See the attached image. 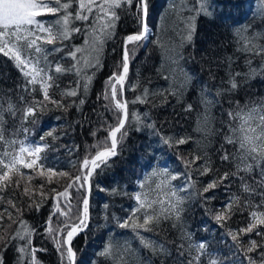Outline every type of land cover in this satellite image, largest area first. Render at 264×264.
Masks as SVG:
<instances>
[{"label":"trees","instance_id":"1","mask_svg":"<svg viewBox=\"0 0 264 264\" xmlns=\"http://www.w3.org/2000/svg\"><path fill=\"white\" fill-rule=\"evenodd\" d=\"M136 3L115 9L119 19L99 54V65L88 51L77 53L76 59L68 55L76 48L87 49L85 33L90 39L94 14L86 13L88 21L71 19L69 28L80 32L42 45L47 58L34 59L53 77L48 101L40 78L29 83L31 77L16 61L0 53V159L10 162L11 155L5 153L15 155L21 146H43L37 165H17L9 173L10 182H0V264H20L21 257L24 264H31V251H18L25 241L15 238L17 231L24 234L25 226L36 249V264H62L56 241L62 243L65 225L70 229L80 220L86 194V184L81 187L74 177L83 179L86 174L85 158L90 162L98 151L111 147L109 130L118 123L120 113L107 82L121 71L124 38L142 30ZM205 6L206 11H195L199 0H148L146 20L154 35L146 46L143 40L139 46L129 45L133 51L124 82L127 135L117 134V154L91 175L86 227L71 241L77 264H212L213 260L249 264L246 256L259 260L264 252V225L251 233L239 231L254 222L252 212H264L261 170L237 173L234 160H222L226 153L237 154L236 146L226 142L238 123L229 113L264 106V53L256 54L264 48V0H205ZM77 9V0H72L69 11L74 14ZM62 14L43 20L54 23ZM190 18H194L191 40L187 39ZM57 64L72 70L56 73ZM70 91L76 95H67ZM118 98L122 100L119 91ZM28 107H35V114L26 116ZM181 138L187 142L176 143ZM196 156L200 159L192 163ZM23 158L36 157L24 153ZM206 166L210 171L205 174ZM4 171L8 169L0 165V175ZM225 173L228 177L221 180ZM214 181L216 187L205 192ZM245 183L253 190L245 192ZM69 184L73 187L67 189L68 195L58 196ZM137 195L152 203V208L136 213L140 223L145 211L160 212L182 198L179 218L169 212V218L162 216L150 226L151 231L138 230L157 251L144 247L131 227L119 226L140 208ZM217 215L224 219L218 221ZM253 240L261 247L247 253ZM200 243L206 245L202 252L197 250ZM107 245H112L113 255H100ZM160 246L163 252L158 251Z\"/></svg>","mask_w":264,"mask_h":264},{"label":"snow or ice","instance_id":"2","mask_svg":"<svg viewBox=\"0 0 264 264\" xmlns=\"http://www.w3.org/2000/svg\"><path fill=\"white\" fill-rule=\"evenodd\" d=\"M72 0L68 2H62V0H0V53H3L5 56H10L16 61L17 67H20L26 77H31L28 81L29 83L35 84L37 78H40L41 87L43 89L44 100H50L48 89L52 87V84L49 81L53 80L52 76H49L43 67H39V59H34L35 55H43L44 59L47 58L46 50L42 45H53L57 40L68 39L71 32H80V28H69L71 19L88 21L89 15L94 14L96 18L95 25H89L92 32L90 34L86 31L85 44L88 46L87 49L76 48L74 52H69L68 55L73 59H76V54L79 52L88 51L95 60V64L99 65V54L103 50V46L107 39H110L112 32L115 28V21L119 19V16L115 9L121 8L124 4H132L133 0H77L78 9L73 14L69 11L71 7ZM200 8L194 9L195 11H206L205 0H199ZM136 6L138 11L142 15L138 16V20L141 24V31L134 34H129L124 38L123 41V55H122V71L119 73H113V76L109 78L107 82L111 86V100L115 102V108L119 110V115L117 116L118 123L116 126L111 127L109 130V138L111 139V147L105 148L104 150L98 151L94 157L91 158V168H88L89 159L85 158L83 161L82 169H86V174L81 176L74 177V180L80 183L81 187L88 183L89 177L92 175L93 170L98 168L101 163H106L109 157L115 156L119 138L117 134H120V138L127 135L125 129L126 122L129 120V113L127 110V101H122L118 99V91L120 95H123L124 92V82L127 78L129 71V58L130 52L133 50L129 49L130 44L139 46V42L146 40L148 36V24L146 22L148 15V0H137ZM96 9V12L93 13V10ZM59 15L54 23L45 24L43 17L48 15L56 16ZM88 13V14H86ZM194 31V18H190L189 21V35L187 39L191 40L192 32ZM43 34V35H41ZM55 51H60L59 48H56ZM264 53V48H261L260 52L256 54ZM87 64L91 65L92 61L85 58ZM72 68H76V65H73ZM25 69H28L25 71ZM72 69H65L61 65L57 64L55 67L56 73H63L65 71H71ZM79 73V69H77ZM46 77V79H45ZM88 80L91 77L87 78ZM112 81H115L114 83ZM79 83V82H78ZM119 85V90L117 88ZM231 87L235 89L237 84L233 82ZM85 90H87V84H84ZM67 95H76L75 91H70ZM105 99H108V95L105 94ZM137 99H140L137 97ZM53 103L59 104L58 101H52ZM84 101L81 100L82 104ZM210 103V101H209ZM43 105L41 104V107ZM11 107V106H10ZM191 106H189V110ZM35 107H28L25 111V115L35 114ZM134 118L139 122L140 117L132 114ZM231 118H234L238 121L236 126L231 130V134L226 137V142L236 146V155L231 156L225 154L222 156V160H229L230 158L236 162L237 173L239 172H254L256 167H259L261 170V181L264 182V106L260 108L251 107L241 109L236 113H229ZM207 118H205V123ZM152 127V125H149ZM50 134V133H49ZM44 138L41 137V140ZM0 140H3L2 134H0ZM187 141L183 138L176 141L178 144H184ZM11 143H15L14 141ZM165 143H170V140H165ZM43 151V146L36 147H24L21 146L19 152L15 155L5 153L6 155H11L10 162H5L0 159V165H3L8 171H4L0 175V182H10L11 177L9 173L16 169L17 165H21L24 168H32L34 165H37V162L40 158L38 155ZM28 153L29 156H35V159L25 160L23 154ZM200 157L196 156L192 163H195L196 160H199ZM242 165V167H241ZM43 167V165H41ZM48 172H52L51 168L47 169ZM210 171L209 167L204 168V173L206 174ZM237 173H232L236 175ZM59 175H66L65 173H59ZM228 173H225L220 179H226ZM173 180L177 179L176 176L172 177ZM243 180V177L241 178ZM18 183V182H17ZM73 184H69L64 192H58V196H67L68 188H72ZM159 187V185H158ZM216 187V182H210L207 187L204 189L205 192H208L210 189ZM244 191L248 192L253 190L250 186L245 183L243 185ZM2 190V189H0ZM28 189H25L27 194ZM175 195V193H173ZM136 200L140 206L139 209H133V215L129 217L128 220H125L119 226L121 228L131 227L136 235L139 237L141 244L146 248H151L153 251H157L155 243L151 240L146 239L141 236L138 230H143L145 232L151 231V225L155 222H158L159 219L163 216L165 219L169 218L167 213H173L177 218H179L180 207L182 203V198H178L175 203L171 204L169 208H162L160 212H155L153 214H148L145 211L144 216L142 217L143 222L140 223L135 217L136 213L140 209H149L152 208V203L147 202L146 198L141 200L140 195L136 196ZM160 203H163L160 201ZM89 201L87 196L83 198V218L79 220L78 224L71 225L70 229L65 225V230H67L66 238H62V243L60 240L56 241L57 250L61 253L62 264L66 260L67 264H77L76 261V252L71 246V241L73 236L86 227V219L88 217ZM62 215L65 213H61ZM251 216L253 218V223H250L247 228L240 229L239 231L244 233H251L259 225H264V212L257 213L252 212ZM216 219L222 220L224 216L217 215ZM51 217L49 219V223ZM23 223V221H21ZM48 231L51 233L52 229L49 227ZM30 234L29 229L25 226L24 234H21L20 231H17V239L25 241V243L18 249L20 253H25L30 250L32 253L31 264H36L35 252L36 249L31 246V241L27 238ZM257 235H261V232H257ZM233 240H237V237L234 235ZM67 245L66 249L63 247ZM206 245L200 243L197 246L198 251H203ZM261 247L256 241H250L249 246L246 248L247 253L254 252L257 248ZM158 251L163 252V246H160ZM103 256L113 255L112 245H107L105 249L100 253ZM249 264H264V252H261L259 260L253 259L252 256L245 257ZM20 264H24L23 257H21ZM191 264V262H190ZM212 264H216V261L213 260Z\"/></svg>","mask_w":264,"mask_h":264},{"label":"water","instance_id":"3","mask_svg":"<svg viewBox=\"0 0 264 264\" xmlns=\"http://www.w3.org/2000/svg\"><path fill=\"white\" fill-rule=\"evenodd\" d=\"M134 33H136V32H134ZM134 33H131V34H134ZM129 35V34H128ZM129 65H130V62H129ZM121 71H122V68H121ZM122 101H126L125 100V97H124V92H123V95H122ZM96 155V154H95ZM94 155V156H95ZM93 156V157H94ZM92 167V165H91V160H90V166H89V168H91ZM90 191H91V176L89 177V179H88V183L86 184V194H85V196H87V198H88V201H89V198H90ZM83 218V203H82V215H81V218L80 219H82ZM88 221V220H87ZM79 223V221L76 223V224H78ZM85 229V227H83V229L81 230V231H83ZM80 231V232H81ZM66 236H67V232H66V234H65V236H64V238H66ZM66 247H67V245H66Z\"/></svg>","mask_w":264,"mask_h":264},{"label":"bare ground","instance_id":"4","mask_svg":"<svg viewBox=\"0 0 264 264\" xmlns=\"http://www.w3.org/2000/svg\"><path fill=\"white\" fill-rule=\"evenodd\" d=\"M234 16H235V13H232V16H230L232 19H234ZM150 28V27H149ZM152 35H154V31H152V29L150 28L149 29V32H148V37H147V39L145 40V42H144V40H143V43H144V46H146L147 45V43H148V40L150 39V37L152 36ZM197 43L199 42V40H195ZM201 44H203V41L201 42Z\"/></svg>","mask_w":264,"mask_h":264},{"label":"rangeland","instance_id":"5","mask_svg":"<svg viewBox=\"0 0 264 264\" xmlns=\"http://www.w3.org/2000/svg\"><path fill=\"white\" fill-rule=\"evenodd\" d=\"M146 22H147V20H146ZM150 26L148 25V29H150L149 28ZM148 37V36H147ZM144 42H145V40H144ZM130 58H131V56H130ZM119 99V98H118ZM121 100V99H120ZM112 102H114V101H112ZM89 166H90V162H89V164H88V168H89ZM86 170V169H85ZM59 207V206H58ZM74 210H75V208H74ZM55 212H56V209H55ZM81 215H82V207H81ZM65 236V235H64ZM64 238V237H63Z\"/></svg>","mask_w":264,"mask_h":264}]
</instances>
